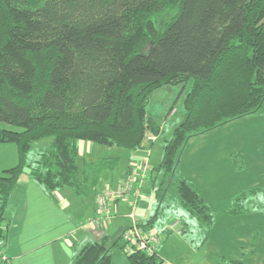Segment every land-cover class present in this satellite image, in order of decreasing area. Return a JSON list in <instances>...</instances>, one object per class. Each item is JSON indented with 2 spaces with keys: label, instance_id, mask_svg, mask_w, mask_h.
I'll use <instances>...</instances> for the list:
<instances>
[{
  "label": "trees",
  "instance_id": "1",
  "mask_svg": "<svg viewBox=\"0 0 264 264\" xmlns=\"http://www.w3.org/2000/svg\"><path fill=\"white\" fill-rule=\"evenodd\" d=\"M190 82L183 120L146 181L160 179L159 199L174 186L181 208L209 230L214 214L200 190L174 179L194 137L264 115V0H0V122L18 128L0 127V142L18 154L0 176V245L23 175L48 191L91 194L119 158L81 162L79 141L136 151L149 136L161 139L148 113L153 94ZM47 138L50 146L31 159L33 143ZM251 192L230 212L241 213ZM108 243L83 244L71 264H113ZM128 259L165 264L160 252Z\"/></svg>",
  "mask_w": 264,
  "mask_h": 264
},
{
  "label": "rangeland",
  "instance_id": "2",
  "mask_svg": "<svg viewBox=\"0 0 264 264\" xmlns=\"http://www.w3.org/2000/svg\"><path fill=\"white\" fill-rule=\"evenodd\" d=\"M191 86L192 82L188 83L185 89L180 85L165 86L153 94L148 105V113L161 125L163 132L160 141L154 145L150 157L152 164L156 166L162 158L164 140L170 138L174 128L183 120L184 98L186 93L191 89ZM171 108L175 109L169 118L168 114ZM0 127L10 130L18 129L3 122H0ZM146 141L147 139L145 142ZM192 141L195 146H199L201 143L207 144L209 142L211 144H219L217 151L212 154H210V151H205L208 152V154L202 162H206L205 166H213L219 171H222L220 175L223 181L221 182L223 189L218 192L225 194L223 197H227L226 194H230L232 190L238 187L240 188L238 195L234 200L232 199V204L228 208H220L216 205L212 207L213 209L210 207L214 214L213 227L209 230H205L202 228L200 222L194 217L192 218L186 210L180 208L181 211H179L175 208V204L179 202V199L174 186L167 192V198H163L161 201V199L156 196L155 190L150 188L149 185L151 182L147 186L145 185L146 188L144 187L140 194L138 202L140 205L134 206V201L137 197L135 194L136 186L132 187V193L129 199L123 198L120 200L123 202L128 201L130 207L127 213L128 216L130 217V214L134 213L135 218L140 222V218H147L146 215L142 217L141 214H145L143 210L145 209L147 212L151 211V213H153L152 216H155L154 218L159 216L156 219V228L158 226L161 227V225L166 222L167 212L165 209L175 211V221L178 223L180 221L184 222L183 214L190 219L185 235L189 240H194L195 243H193L189 249L184 245L181 236L178 235L180 228L183 226L186 227V225L180 224L178 228L176 227L175 230L177 232H173L170 238L167 236H160V240L163 239V243L160 244L161 249L163 250L164 248L165 252L168 254L166 259L175 264H251V262L255 260H250V258H248L249 254L246 252L242 254L243 251L241 250L245 248L249 250L252 248L255 249V258H258L255 264H264V115H249L239 118L229 124L194 137ZM51 142L52 138H47L33 143L30 151V158H36L50 146ZM84 143H86L85 145H92L93 150L90 152H81V162L83 160L91 162L102 158H119L118 166L114 170L104 171L96 189L91 194L85 196V198L89 200L93 198L97 200L107 191L108 186H111V191H120L125 181L129 180L131 170L137 169L138 163L144 160V157L147 155L146 152L137 153L132 150H126L116 146L108 147L90 141ZM205 147L207 146L202 148L201 146L198 147L192 160L197 161L199 159L198 150L201 148V150L204 151ZM12 148L14 150H12ZM190 150L191 147L189 145L186 153L188 154ZM16 153L17 147L15 144L0 142V176L3 174L2 171L4 168H9L10 166L8 164H12L11 162H14V159L18 157ZM17 162H14V164H17ZM129 163H134L135 165L130 166L127 172L123 173ZM213 172L216 173L215 170ZM122 173L123 176L121 177ZM113 175H115V180L112 179ZM229 175L235 178L231 180ZM217 176L219 178V175ZM176 178L177 177H175L174 181H176ZM252 182H254V184H252ZM159 185L160 179L155 185V189H158ZM250 186L259 187L255 188V194L251 192L245 199L239 201L240 204L243 205L245 211L243 209L241 213L230 212L233 203L238 202L236 201L237 197L245 192L242 190L250 188ZM217 189L218 186L216 187L214 184L208 191H203L206 200L212 202L207 194H213ZM169 205H171L170 208ZM113 206L114 203L111 205L112 211ZM112 211L110 220L113 217L114 211ZM170 222L171 225L174 223V220ZM166 223H168V221ZM140 224L143 223L140 222ZM131 226L132 221L128 227L123 229V232ZM123 244V239H119V245L117 247H115L114 244L111 245L113 247V262H117L116 264H123L129 261L125 250L122 248ZM235 250L239 251L235 252ZM225 252H228V254L225 255ZM231 252L235 258L230 254ZM1 255L2 250L0 247V256ZM236 255H238V257H236ZM189 256L190 259L183 260V258H189ZM233 260L235 261L233 262ZM0 264H3L1 260Z\"/></svg>",
  "mask_w": 264,
  "mask_h": 264
},
{
  "label": "crops",
  "instance_id": "3",
  "mask_svg": "<svg viewBox=\"0 0 264 264\" xmlns=\"http://www.w3.org/2000/svg\"><path fill=\"white\" fill-rule=\"evenodd\" d=\"M159 141L160 138H157L156 141L151 143V141L147 139V141L144 142L143 147L134 152H146L147 155L144 159L148 156L151 157L153 147ZM84 142L86 141H79L78 143L80 153L90 152L93 150L92 145H85L86 143ZM193 144L194 143L191 140L187 145V148L182 156L181 163L178 166L176 177L192 181V183L201 191L202 197L211 208L214 207V205L220 208H228L232 204V199L234 200V198L238 195L240 188L238 187L232 190L230 194H226L227 197H223L225 194L218 192L223 189L221 183L223 181L220 175L222 171H219L213 166H205L206 162H202V160L207 157L209 151L210 154L217 151L219 144H211L210 142L207 144L201 143L199 146H195V144ZM189 145L191 150L187 154L186 152ZM200 146L201 148L204 146L207 147L204 148V151H202L201 148L198 150L199 159L197 161L192 160L196 149ZM12 150L14 149L12 148ZM17 159L18 157L14 159V162H17ZM149 159L151 162V158ZM14 162L12 161V164L8 165L13 167V165H16ZM132 165L135 164L129 163L123 173L127 172L128 168ZM152 166L155 167L156 165L152 164ZM5 169L8 168H4V170ZM214 170L217 174L213 172ZM123 173L121 174V177L123 176ZM217 175H219V178ZM229 177L231 180L235 178L230 175ZM112 179L115 180V175L112 176ZM213 183L216 187L218 186V189L213 192V194H207L210 201H212L209 202L206 200L203 191H208L212 186H214ZM148 184H150V188L156 192L155 185L157 184V181L154 183V180L148 178L145 185L147 186ZM252 184H254V182H252ZM256 187L259 186H250V188L243 189L242 191H250ZM108 189L110 190L111 186H108L107 190ZM85 196H78L73 190L68 188L63 190L48 191L29 175H23L14 188L10 205L8 207L6 215L8 234L5 244L0 245L2 250V255L0 256L1 262L3 264H71L73 257L83 244L87 242L100 241L105 237L108 239L109 246L114 244V246L117 247L119 245V239H122L121 234L123 229L128 227L131 223V219L127 214L128 209L130 208L128 201L123 202L119 199L113 202L114 212L111 210L113 212V217L111 220L109 219L108 221H104L97 219L98 199L96 200V198H93L92 200H89L88 198H85ZM163 198L166 199L167 197H162L161 201ZM138 204L140 205V203ZM170 207L171 205H169V208ZM175 208L181 211V205L179 202H176ZM165 210L167 212L166 222L168 221V223L165 222L161 225V227H155L156 219L159 216L154 218L155 216H152L153 213H151V211L147 212L145 209L143 210L145 214L141 215L142 217L146 215L147 218H140V222L144 225H148L156 232H160L161 237L167 236L170 238L173 232H177L176 230L168 229L171 225L177 222L175 221L176 213L174 210ZM183 216L185 217H183L184 222H177L178 224L176 227L178 228L180 224L186 225V227H181L180 230H182V233L177 234L181 236L184 245L189 249L195 241L189 240V238L185 235L190 219H188L185 214H183ZM171 220H174V223L170 225ZM116 242H118L117 245H115ZM162 243L163 239H161V244ZM159 251L162 259L165 261V264H175L174 262L166 259L168 254L165 252L164 248L162 250L160 246ZM237 251L239 250H235V252ZM241 251H243L242 254L245 252L249 254L248 258H250V260H255L251 262V264L256 263L258 258H255L254 248L250 250L245 248ZM226 254H228V252H225V255ZM230 254L233 256L232 252ZM187 257L183 258V260L190 259V256L189 258ZM236 257H238V255H236ZM234 261L235 260H233V262ZM116 263L117 262H113V264ZM123 264H130V262L126 261Z\"/></svg>",
  "mask_w": 264,
  "mask_h": 264
},
{
  "label": "built area",
  "instance_id": "4",
  "mask_svg": "<svg viewBox=\"0 0 264 264\" xmlns=\"http://www.w3.org/2000/svg\"><path fill=\"white\" fill-rule=\"evenodd\" d=\"M148 139L155 140V137L149 136ZM151 170L149 158L144 159L137 165V169L131 170L129 180L125 181L122 189L118 192L107 190L97 200L98 202V220L108 221L111 217V205L119 199H129L132 193V187L136 186V199L134 206L139 201L140 194L143 190L146 178ZM132 226L126 229L121 238L124 241L123 249L128 256L138 252L145 253L148 256H158L161 244L160 232H156L148 225H141L134 213L130 214ZM177 222L171 225L168 229L175 230ZM179 234L182 230L178 231Z\"/></svg>",
  "mask_w": 264,
  "mask_h": 264
}]
</instances>
